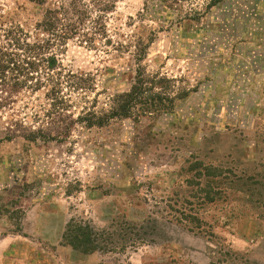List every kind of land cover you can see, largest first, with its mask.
<instances>
[{"label":"rangeland","instance_id":"374dc122","mask_svg":"<svg viewBox=\"0 0 264 264\" xmlns=\"http://www.w3.org/2000/svg\"><path fill=\"white\" fill-rule=\"evenodd\" d=\"M44 9L0 0V23L32 30ZM256 11L264 22V0H116L110 34L152 37L143 65L175 79L170 111L104 127L78 123L65 139L29 142L20 136L30 128L55 133L50 100L22 91L3 105L0 264H211L228 247L264 263V71L236 75L240 61L252 67L254 55L264 58V35L256 36L255 19L246 35L227 27ZM99 48L69 41L58 54L66 71L95 83L85 93L64 89L74 118L83 108H108V96L130 83L116 74V52ZM196 159L223 170L202 182L210 181L203 188L216 192L213 202L188 182ZM71 220L104 231L107 248L83 254L65 244Z\"/></svg>","mask_w":264,"mask_h":264},{"label":"trees","instance_id":"16d2710c","mask_svg":"<svg viewBox=\"0 0 264 264\" xmlns=\"http://www.w3.org/2000/svg\"><path fill=\"white\" fill-rule=\"evenodd\" d=\"M29 1L45 6L41 19L36 22L32 30L13 22H10L8 27H4L5 23H0V94L4 95V97L0 95V108L13 101L14 96L22 91L29 93L41 91L50 100L47 113L51 117L54 116L50 121L58 126L54 134L45 131L43 127H38L30 128L20 137L29 142H36L38 139L62 140L71 135L72 128L78 123H82L87 128L104 127L112 120L139 118L140 115L173 109L174 99L178 97V95L172 96L176 93L175 79L158 72L148 73L143 65L152 37L144 39L142 36L135 37L133 34L119 33V31L110 34L108 18L115 8L116 0ZM257 20L260 22V19ZM258 34L264 35V32L258 31ZM69 41H77L90 49L101 47L103 48L101 50L107 54L111 51L116 52L112 54L118 71L116 74L119 77L126 75L130 83L126 89L118 90L108 96L106 103L108 108L99 110L91 107L83 108V113L76 118L73 117L72 104L68 99L70 93L75 90L84 93L93 91L95 83L93 79L88 78L91 75L87 73L75 74L65 70L58 54ZM124 52L133 53L125 59L120 55ZM119 57L124 58L123 64L126 68L123 65L119 66L120 62L117 59ZM247 62L252 63V67L243 61L238 63L236 74L238 77L250 79L249 75L254 71L263 73L264 58L260 54L254 55ZM64 89L70 93H65ZM187 94V90L182 89L179 92L183 97ZM67 118L70 119V123L66 122ZM7 138L12 139V136ZM188 171L194 172L188 182L199 185L203 201H215L216 192L203 188L204 185L211 186L210 181L208 184L202 182L204 179L212 181L222 176L223 170L219 166L205 164L200 159H196L190 163ZM189 217L193 222L195 221L193 224L201 222L197 215ZM195 228L197 225L190 227V230ZM109 239L104 231L76 220L68 223L63 234L64 243L83 254L106 249ZM222 253L218 261L211 264H264L234 252L231 247ZM222 256H225V259Z\"/></svg>","mask_w":264,"mask_h":264},{"label":"crops","instance_id":"0c3cea01","mask_svg":"<svg viewBox=\"0 0 264 264\" xmlns=\"http://www.w3.org/2000/svg\"><path fill=\"white\" fill-rule=\"evenodd\" d=\"M259 1L260 0H253V4L255 3V5H257L258 3H259ZM255 10H256V8H255ZM251 15L253 16V17H251ZM250 16L248 15L247 17H245V16H241L240 18H236V19H234V20H232V21H230L229 23H227V27L229 26V28L230 27H240V30H239V33L238 34H241V35H246V34H248V25H249V20L250 19H255L257 22H259V20H257V19H260V27H261V30L259 31V32H264V22H262V19H263V16H261V14H258L257 13V11L256 12H254V13H252ZM222 21H224V20H222ZM224 24H226L225 22H224ZM263 29V30H262ZM235 31V30H234ZM223 32L225 33V30H223ZM233 35V34H232ZM257 35H260V34H258V32L256 33V36Z\"/></svg>","mask_w":264,"mask_h":264}]
</instances>
